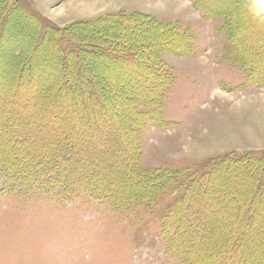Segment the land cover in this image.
Masks as SVG:
<instances>
[{"label": "rangeland", "instance_id": "rangeland-1", "mask_svg": "<svg viewBox=\"0 0 264 264\" xmlns=\"http://www.w3.org/2000/svg\"><path fill=\"white\" fill-rule=\"evenodd\" d=\"M259 7L257 0H0V84L9 91L0 90V160L43 169L62 151L56 165L67 170L68 190L75 191L71 179L87 183L64 201L31 186L0 190V264H233L240 256L226 257L235 236L248 251H264ZM148 65L161 79L157 98L145 90L154 76L136 75ZM129 156L137 171L163 170L170 180L146 194L127 173ZM187 180L191 191L180 186ZM137 189L143 201L119 206L120 195ZM178 200L200 219L192 227L186 213L171 235L187 258L161 227ZM251 221L252 234L234 229ZM213 229L221 233L212 244L200 237Z\"/></svg>", "mask_w": 264, "mask_h": 264}, {"label": "trees", "instance_id": "trees-1", "mask_svg": "<svg viewBox=\"0 0 264 264\" xmlns=\"http://www.w3.org/2000/svg\"><path fill=\"white\" fill-rule=\"evenodd\" d=\"M47 25L51 26L50 23H47ZM253 27L255 28L254 25H253ZM263 37H264V33H263V36L260 35L261 44L264 43ZM237 49L238 48H236V46H235V50H237ZM146 68H147V71H143L145 73L139 72L136 75H137V77H141L142 74L149 75V76H151V75L154 76V77L151 76V77H153L154 82H153V84H151L150 90H149V88H147L145 86L144 87H145V90L147 91L146 92L147 95L152 93L154 90H156L155 94L151 95L150 98H157L158 93H159L158 86L161 83L160 76L158 75L159 74L158 70L153 68L152 65L151 66L148 65ZM133 76H135V75H132V77ZM157 78H158V80H157ZM156 81H157V84H156ZM7 86H9V83H8ZM15 86H18V85L16 84ZM133 89L137 90L136 88H133ZM0 90H2L4 92L7 91V90H3V86L1 84H0ZM8 92L9 91H7L6 94ZM10 94H12L11 97H10V98H12V96L14 95V92L10 93ZM4 96L6 97V95H3L1 97H4ZM115 125H116V129L120 132V130H122V128L119 126V124L117 122L115 123ZM24 129H26V128H24ZM129 129H130V125L128 126L127 130H129ZM123 140H124V142H126L125 139H123ZM61 154H62V151H61V153L58 152V154L56 155L58 157V159H55L52 156L51 165L49 167L46 166L47 169L43 168V167H42L43 169H40L39 167H37L38 164H36L37 166L34 165V164H31V163H25V164L21 165L22 159H21L20 162H18L15 159L16 157H14V160H9L7 162H5V160L3 162L0 160V190H6L7 189V190L11 191L16 186H20L21 185L22 187L27 186V188H24V190H22V192L25 193V192L29 191L30 188H28V187L31 186L34 189L38 188L41 193H45L47 196L51 197L52 199H60V201L70 200V199H72V197H74L75 194L85 192L83 190H86L85 184L87 185V183L84 182V181L78 182V181H75L74 179H71L72 181H71L70 186L72 184H74L71 187H74L75 191L68 190L67 187H69V185H68L69 183L67 182V184H66L63 181V180H65L64 178L67 176V170L64 169V167L62 165H60V164H59V166L56 165V163L60 159L62 161L65 160L64 158L60 157V156H63V154L62 155ZM129 158H132V157L129 156ZM49 159L50 158H48L47 160H49ZM126 159H128V157ZM132 161H133V165L130 166L129 168H127V173H129V175L131 177H134V176L139 177L140 181L138 183L143 184L145 190H146V188L148 186V188H147L148 190H146V194H148V192H151V194L155 193L158 189H161V186H163L164 181L170 180V177L167 176L166 171H163V170H157L156 171L155 169H153L154 171H152L151 175H149L150 172L149 173H146V172L141 173V172L136 170L137 164H136V161H135L134 158H132ZM39 163H44L42 158L40 159ZM54 166L55 167L57 166L56 171H54L55 168L52 169ZM121 166L124 167L122 162H121ZM69 175L73 178V176L71 175V172H69ZM142 177H145V178H142ZM61 183H64L67 186H65V187L62 186L61 187V185H60ZM183 183L184 182H181L180 186L182 188H184L185 191L186 190L191 191L193 189V185L194 184L191 181L189 182V180H187V182H185L184 184ZM212 187H213V185H212ZM178 188H175V191H177ZM60 190H63L64 193L61 194ZM80 190H81V192H78ZM54 192H57V193L54 194ZM136 192L138 194L132 193L130 195L131 197H126V195H124V194L120 195L119 196V201L117 203H120L124 199L125 200L119 206H123L126 203H129V201H131V200L139 202V201H143V198L145 199V197H141L142 195H141L140 189H137ZM98 194L102 195V196H105V198L109 199L110 201L111 200L113 201V199L116 197V196L114 197L113 194H108L107 191L101 190V189H100V192H98ZM174 194L176 195V193H174ZM131 198H133V199H131ZM128 199H131V200H128ZM179 201L180 200H178L176 202H172L170 204L167 212L165 211V213L162 215V217H161V227H162V233L164 232L163 233L164 240L166 241V243H168V246L178 256L187 258L185 256L186 255L190 256L189 254L185 253V256H184V254H181V253L178 252V249H176V248L171 246V241H172V243L174 245L177 246V240H178L177 239L178 237H174V236L171 237V235H175L176 236V232L178 231L177 229L179 227L181 228L183 226L181 221L186 219V217H185L186 213L188 215L189 224L190 225L192 224V227H193V225H199L200 221H198L199 217L197 218L196 215H194V214H192L190 212V211H193L192 207H188V208H185V206H183V207L181 206L180 207L179 206L180 203H178ZM233 213L236 214L237 213L236 210ZM253 221H251L248 224L241 223V222H238V224L235 223L236 226H235L234 229H236L237 232L238 231L239 232L244 231V234H245V232L246 233L250 232V234H252L255 231L254 228L256 227V226L254 227ZM204 222L205 221L203 220V223ZM256 225L259 226V223H256ZM214 228L216 229L217 227H214ZM218 230H219V228H218ZM218 230H214L213 229V231H216L214 234H210V231H208L207 233L200 232V237L204 238V240L207 239V238L210 239V243H211L212 241H214V238L219 233H221V231H219V233H218ZM223 231H224V229H223ZM229 231H230V228H229ZM250 234H248V235H250ZM173 240H175V241H173ZM217 243H218V245L221 244L220 242H217ZM222 244L224 245L223 247L227 246V244H229V240H227V241L225 240V242L222 243ZM232 244H234L236 246V248H232V251L229 252V255L226 258L232 257V258L235 259L236 256H240V258H241V259L239 258L238 262H236V263L234 262L233 264H245V262L242 261V259H245V258L248 260V262H249L248 264H255L256 262L264 263V251L263 250L260 253L258 252L259 254L254 249H251L250 251H248V249H246L244 244H243V240H241L240 237H237V236H235V238L232 237L231 245ZM261 248L264 249V244L261 245ZM246 259H245V261H246ZM228 262H229V260H227L225 263H228ZM215 264H223V263L216 262Z\"/></svg>", "mask_w": 264, "mask_h": 264}, {"label": "clouds", "instance_id": "clouds-1", "mask_svg": "<svg viewBox=\"0 0 264 264\" xmlns=\"http://www.w3.org/2000/svg\"><path fill=\"white\" fill-rule=\"evenodd\" d=\"M260 7L257 10V15L264 14V0H257Z\"/></svg>", "mask_w": 264, "mask_h": 264}]
</instances>
